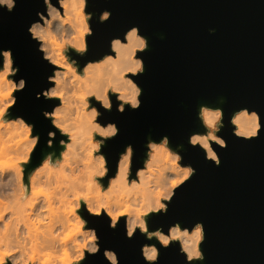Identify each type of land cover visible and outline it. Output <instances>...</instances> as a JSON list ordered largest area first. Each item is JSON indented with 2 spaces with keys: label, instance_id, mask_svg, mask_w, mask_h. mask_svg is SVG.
Segmentation results:
<instances>
[{
  "label": "clouds",
  "instance_id": "1",
  "mask_svg": "<svg viewBox=\"0 0 264 264\" xmlns=\"http://www.w3.org/2000/svg\"><path fill=\"white\" fill-rule=\"evenodd\" d=\"M21 3L0 0V14L14 15ZM112 16L108 9L97 16L92 0H42L27 25L26 39L47 67L44 86L34 92V100L47 105L40 112L46 131H37L38 122L19 112L29 80L14 49L0 47V264H92L104 244L95 218L112 232L123 225L126 240L142 237L144 264H160L172 248L185 264L206 262L203 222L176 221L167 231L154 223V217L168 216L178 193L197 175L184 160V144L173 147L168 135H147L139 167L132 143L115 160L106 151L121 129L105 112L114 105L121 115L143 107L139 81L150 48L134 25L110 39L108 52L81 64L95 37L93 24ZM197 119L202 130L192 131L187 144L216 168L222 159L214 145L227 150L219 135L226 126L245 142L259 140L264 131L261 114L249 107L232 112L226 125L222 107L201 104ZM102 256V264H122L113 248L103 247Z\"/></svg>",
  "mask_w": 264,
  "mask_h": 264
},
{
  "label": "water",
  "instance_id": "2",
  "mask_svg": "<svg viewBox=\"0 0 264 264\" xmlns=\"http://www.w3.org/2000/svg\"><path fill=\"white\" fill-rule=\"evenodd\" d=\"M39 9L42 0H22L14 15L0 14V47L14 49L21 75L29 80L19 112L38 122L37 131H46L40 112L47 105L35 101L34 92L44 86L47 67L26 39V27ZM104 9L112 11V19L93 24L95 37L81 64L108 52L110 39L123 36L131 26H139L150 41L144 54L147 70L139 81L142 109L121 115L114 105L111 113L105 112L104 118L121 129L108 155L115 160L132 143L134 166L139 167L147 135H168L173 147L184 144V160L197 175L178 193L168 216L154 217V223L167 231L176 221L203 222L205 264H264V131L259 140L245 142L226 126L219 135L226 139L227 150L214 145L222 159L219 168L187 144L192 131L202 130L197 119L201 104L222 107L226 125L242 107L258 111L264 124V0H92L97 16ZM210 28L216 29L215 35L209 34ZM94 223L104 240L102 251L115 249L122 264H144L142 237L129 241L123 225L112 232L99 218ZM102 251L92 264H102ZM160 264L185 260L172 248L162 253Z\"/></svg>",
  "mask_w": 264,
  "mask_h": 264
}]
</instances>
